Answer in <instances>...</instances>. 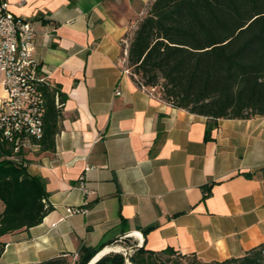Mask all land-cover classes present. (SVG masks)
Instances as JSON below:
<instances>
[{
	"label": "crops",
	"instance_id": "1",
	"mask_svg": "<svg viewBox=\"0 0 264 264\" xmlns=\"http://www.w3.org/2000/svg\"><path fill=\"white\" fill-rule=\"evenodd\" d=\"M0 1L32 24L34 57L64 99L54 149L13 156L42 179L52 210L0 238V264L73 259L131 232L147 250L206 263L264 243V117L218 119L207 138L206 117L122 73V40L149 0ZM83 201L88 213H72Z\"/></svg>",
	"mask_w": 264,
	"mask_h": 264
},
{
	"label": "trees",
	"instance_id": "2",
	"mask_svg": "<svg viewBox=\"0 0 264 264\" xmlns=\"http://www.w3.org/2000/svg\"><path fill=\"white\" fill-rule=\"evenodd\" d=\"M128 67L147 90L171 106L207 118L206 137L218 119L264 117V0H152L128 48ZM55 86L45 88L40 151L54 149L61 106ZM13 146L0 143V238L38 225L52 210L44 183L14 161ZM82 247L73 260L59 256L28 264H86L99 250ZM3 244L0 242V255ZM264 264V243L238 258L202 262L166 248L141 247L133 264ZM95 264H126L111 252Z\"/></svg>",
	"mask_w": 264,
	"mask_h": 264
},
{
	"label": "built area",
	"instance_id": "3",
	"mask_svg": "<svg viewBox=\"0 0 264 264\" xmlns=\"http://www.w3.org/2000/svg\"><path fill=\"white\" fill-rule=\"evenodd\" d=\"M34 34L29 20L13 15L8 3L0 1V143L13 146L14 154L28 145L37 146L31 141L38 142L43 137L44 90L53 87L34 57ZM130 41L127 37L122 40V73L132 76L141 89L147 90L128 67ZM148 91L153 93V89ZM115 94L120 93L116 90ZM54 97L58 103L59 93ZM82 180L81 177L79 187L86 193ZM87 205L88 202L83 201L81 207L71 212L85 215L89 211ZM77 257V253L74 254L73 260Z\"/></svg>",
	"mask_w": 264,
	"mask_h": 264
},
{
	"label": "water",
	"instance_id": "4",
	"mask_svg": "<svg viewBox=\"0 0 264 264\" xmlns=\"http://www.w3.org/2000/svg\"><path fill=\"white\" fill-rule=\"evenodd\" d=\"M132 233L139 234L140 240H139V242L137 244L124 249L122 254L124 256L126 264H133V262H132V254L136 250H138L141 247H143L142 235L140 233H137V232L123 233V234L119 235L117 238L113 239L105 247H103L101 250H99L86 264H95L96 262H98L103 256H105L108 253H111V252L104 253V250L106 248H109V247L115 245L117 242H120L123 239L129 237Z\"/></svg>",
	"mask_w": 264,
	"mask_h": 264
},
{
	"label": "rangeland",
	"instance_id": "5",
	"mask_svg": "<svg viewBox=\"0 0 264 264\" xmlns=\"http://www.w3.org/2000/svg\"><path fill=\"white\" fill-rule=\"evenodd\" d=\"M151 2H152V0H149V4H148V6H147L146 9L142 12V14L138 17V18H139V21H140L143 17H145L147 11L149 10V7H150ZM139 21H137V24H138ZM137 24H136V26H137ZM135 29H136V28H135ZM135 29H134V30H135ZM134 30H133L131 33H129V35H126V37H127V38H130V40H131V37H132V35H133ZM130 70H131V69H130ZM113 248H118V249H122V250H123V249H126V248H124V247L121 248V247L119 246V244H115V246H113ZM122 252H123V251H121V253H122ZM183 262H184V264H193L192 259H191L190 257H187L186 259H184Z\"/></svg>",
	"mask_w": 264,
	"mask_h": 264
},
{
	"label": "bare ground",
	"instance_id": "6",
	"mask_svg": "<svg viewBox=\"0 0 264 264\" xmlns=\"http://www.w3.org/2000/svg\"><path fill=\"white\" fill-rule=\"evenodd\" d=\"M131 235H136V236L139 237V234L132 233ZM113 246H115V245H113ZM113 246H111V247H109V248H106V249L104 250V253H107V252H121V251H123L122 249L113 248Z\"/></svg>",
	"mask_w": 264,
	"mask_h": 264
}]
</instances>
